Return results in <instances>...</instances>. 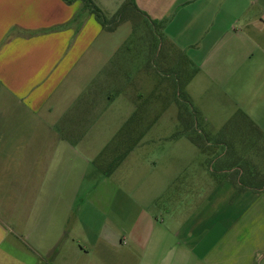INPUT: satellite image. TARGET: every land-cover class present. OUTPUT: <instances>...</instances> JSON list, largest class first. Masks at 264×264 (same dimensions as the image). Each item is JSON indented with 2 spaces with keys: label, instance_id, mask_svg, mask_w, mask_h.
I'll list each match as a JSON object with an SVG mask.
<instances>
[{
  "label": "crops",
  "instance_id": "crops-1",
  "mask_svg": "<svg viewBox=\"0 0 264 264\" xmlns=\"http://www.w3.org/2000/svg\"><path fill=\"white\" fill-rule=\"evenodd\" d=\"M124 1L93 3L111 16ZM133 1L152 19L174 22L179 6L185 23L205 26L206 33L213 29L200 70L228 107L236 104L244 110L242 103L253 97L251 109L247 105L242 115L264 135L259 123L264 117V0ZM94 16L79 0H0V264H264V180L255 174L259 166L254 160L238 156L240 145L220 140L197 146L214 159L212 173L224 178L216 179L205 200L221 199L215 195L225 183L227 193L236 194L233 201L242 196L249 203L213 237L211 246L206 239L213 228L205 226L204 215L194 224L202 215L197 212L175 231L167 218L160 221L141 209L137 222L125 231L126 247L111 232L98 243L77 232L75 163L81 159L88 164L106 147L104 141L95 145L88 119L100 96L91 94L77 104V85L67 80L103 31ZM125 78L121 70L114 71L109 85H120ZM124 122L118 130L127 131L119 136H140L136 124L122 128ZM229 149L239 164H222ZM201 164L191 169L205 170ZM161 227L172 234L173 243ZM176 233H187L189 242H175Z\"/></svg>",
  "mask_w": 264,
  "mask_h": 264
},
{
  "label": "rangeland",
  "instance_id": "rangeland-1",
  "mask_svg": "<svg viewBox=\"0 0 264 264\" xmlns=\"http://www.w3.org/2000/svg\"><path fill=\"white\" fill-rule=\"evenodd\" d=\"M79 2L86 10L87 6ZM178 7L174 22L152 19L138 10L133 0H125L111 16L103 12V31L72 77L67 78L77 85V104L91 94L100 96L93 101L88 119L95 145L104 141L106 147L88 164L81 159L77 160L78 165L75 163L78 169L73 170V180L78 177L77 191L72 190L69 181L65 184L66 191L77 193L73 203L78 213L76 230L89 237V243H98L111 232L114 240L121 239L125 246V231L137 222L138 212L147 209L160 221L167 218L175 231L188 215L201 213L194 224L203 215L206 217L205 226L213 228L206 243L212 245L216 239L213 237L249 202L242 196L233 201L236 194L229 195L225 183L215 195L221 199L205 200L217 180L224 178L212 173L216 169L214 159L199 152L192 138L203 147L216 140L240 145L238 156L254 160L259 166L255 174L264 180V135L243 116L254 99L249 104L244 101L242 110L236 104L228 107L218 96L220 91L199 67L215 33L213 29L206 33L205 26L185 23ZM118 70L126 78L120 85H109L110 75ZM122 122V128L128 129L136 124L140 136H119L127 131L118 130ZM259 123L264 124L262 115ZM221 149L224 151V146ZM234 154L229 149L222 164H239ZM198 162L205 170L191 169ZM57 209L64 210L65 206ZM161 230L166 233V240L173 243L172 234L165 228ZM180 234L173 236L175 242L188 240L187 233Z\"/></svg>",
  "mask_w": 264,
  "mask_h": 264
},
{
  "label": "trees",
  "instance_id": "trees-1",
  "mask_svg": "<svg viewBox=\"0 0 264 264\" xmlns=\"http://www.w3.org/2000/svg\"><path fill=\"white\" fill-rule=\"evenodd\" d=\"M64 2L66 3H71L75 0H63ZM83 2V4H85L87 6V9H89L95 16L96 18L99 20V22L101 21L100 20V15H101V12L98 10V8L94 5V3L92 2V0H81ZM132 4V3H130ZM133 5V4H132ZM100 24L102 25L103 23L100 22ZM103 27V26H102ZM189 125V124H188ZM188 130V129H187ZM191 141H193V143L196 145V146H199L200 145V142L195 140V139H191Z\"/></svg>",
  "mask_w": 264,
  "mask_h": 264
}]
</instances>
